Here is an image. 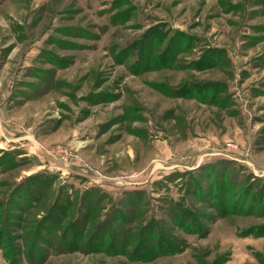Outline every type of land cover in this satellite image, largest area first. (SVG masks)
<instances>
[{
    "label": "rangeland",
    "instance_id": "rangeland-1",
    "mask_svg": "<svg viewBox=\"0 0 264 264\" xmlns=\"http://www.w3.org/2000/svg\"><path fill=\"white\" fill-rule=\"evenodd\" d=\"M0 145V264H264V0H0Z\"/></svg>",
    "mask_w": 264,
    "mask_h": 264
},
{
    "label": "trees",
    "instance_id": "trees-1",
    "mask_svg": "<svg viewBox=\"0 0 264 264\" xmlns=\"http://www.w3.org/2000/svg\"><path fill=\"white\" fill-rule=\"evenodd\" d=\"M169 250H172L173 251V253H175V252H177V251H179V250H176V245L174 246V248L172 249V248H169ZM175 250V251H174Z\"/></svg>",
    "mask_w": 264,
    "mask_h": 264
},
{
    "label": "bare ground",
    "instance_id": "bare-ground-1",
    "mask_svg": "<svg viewBox=\"0 0 264 264\" xmlns=\"http://www.w3.org/2000/svg\"><path fill=\"white\" fill-rule=\"evenodd\" d=\"M2 146L0 145V148H1Z\"/></svg>",
    "mask_w": 264,
    "mask_h": 264
}]
</instances>
